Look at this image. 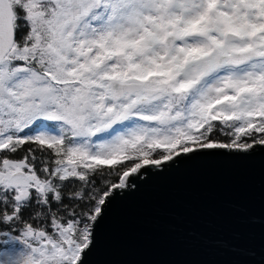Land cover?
Returning <instances> with one entry per match:
<instances>
[{
	"label": "snow or ice",
	"instance_id": "snow-or-ice-1",
	"mask_svg": "<svg viewBox=\"0 0 264 264\" xmlns=\"http://www.w3.org/2000/svg\"><path fill=\"white\" fill-rule=\"evenodd\" d=\"M257 147L264 0H0V264H87L149 166Z\"/></svg>",
	"mask_w": 264,
	"mask_h": 264
},
{
	"label": "water",
	"instance_id": "water-1",
	"mask_svg": "<svg viewBox=\"0 0 264 264\" xmlns=\"http://www.w3.org/2000/svg\"><path fill=\"white\" fill-rule=\"evenodd\" d=\"M211 151L116 190L87 264H264V150Z\"/></svg>",
	"mask_w": 264,
	"mask_h": 264
}]
</instances>
